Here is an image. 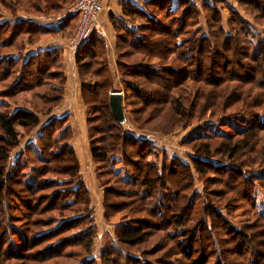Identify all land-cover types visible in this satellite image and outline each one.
Segmentation results:
<instances>
[{
  "label": "trees",
  "instance_id": "trees-1",
  "mask_svg": "<svg viewBox=\"0 0 264 264\" xmlns=\"http://www.w3.org/2000/svg\"><path fill=\"white\" fill-rule=\"evenodd\" d=\"M73 2L0 0L9 14H0V264L97 262L94 208L69 114H53L67 80L61 50H26L70 36L74 15L39 16ZM238 7L248 19L225 0H124L121 15L108 14L114 68L98 28L74 51L102 216L119 221L104 235L102 264H264V211L254 202L255 188L264 187V0H238ZM113 91L122 92L137 131L171 134L236 114L247 126L183 140L191 150L185 161L127 133L112 116ZM10 192L19 203L6 198ZM242 204L254 220L233 226L227 216ZM130 214L141 216L127 224ZM70 245L79 249L65 252Z\"/></svg>",
  "mask_w": 264,
  "mask_h": 264
},
{
  "label": "rangeland",
  "instance_id": "rangeland-1",
  "mask_svg": "<svg viewBox=\"0 0 264 264\" xmlns=\"http://www.w3.org/2000/svg\"><path fill=\"white\" fill-rule=\"evenodd\" d=\"M75 1L76 0H74V2ZM195 1H196L197 5L200 6L202 2H204V1L211 2L212 0H195ZM225 1L229 5H231L233 8L238 10L240 12V14L243 15V17L248 19L246 16H244L241 9L238 7V0H225ZM73 3L64 7L63 10L66 9L67 7H69L70 5H72ZM63 10L59 11V13L62 12ZM221 11H222L223 22L225 23L227 20V17H228V10L226 8H222ZM0 14L4 15L6 17H9V14L6 11H4L2 9V7H0ZM48 17H51V16H48ZM48 17L45 16V18H48ZM201 23L203 24V19H201ZM259 30H262V29L259 28ZM115 81L117 83L118 78H116ZM116 83H115V88L118 89V84H116ZM123 107H124L125 116L127 118L125 123L123 124V129L127 133L134 134V135H137L139 137L142 135L143 136L146 135L149 139L154 141L155 144H157L160 148H163L167 155L177 156V157H180L181 159H183L185 161H187L188 153H191V150L189 149L188 146L182 144L183 140L192 138V137L197 136V135H207V134H213V133L231 134V133H234L235 131L244 129L247 126V123L243 119L244 117L246 119V116L243 114H239V115L236 114L235 116H226L220 120H214V121L203 122V123H194L191 126H188L184 129H179V130H177L171 134H163V133L151 132V131L150 132H147V131L141 132V131H137L135 129V126L130 121L128 114H127L128 108L126 107V103H125L124 99H123ZM42 120H45V118H42ZM29 135H30V133H27L25 135L24 139L22 138L21 144H23L24 142L29 140V138H30ZM83 137L84 136H82V135H81V138L78 137V139L75 143L76 149L78 151L80 149H82V147L84 146ZM21 144L19 146L15 147L11 151L10 157L12 160H9L8 164L11 163V165H12L13 163L17 162L18 158H16V154H18L19 149L22 146ZM82 152L83 153H81V154H83L85 156L81 157V159H80L81 175H82V178L84 180V183L88 187L90 194H91V205L94 208V218H95V221L97 224V236L93 241L92 252H93V256L97 259L96 264H102L101 260H100V252H101V248H102V245L104 242V235H106V236L107 235H110V236L113 235V233L116 229L115 228L116 223H118L119 221L114 220L113 221L114 223L113 222L110 223L103 218V216H102V213H103V208H102L103 189L99 186L98 181L95 178L93 163H92V159H91L89 150L87 152V149H86L85 152H84V150ZM116 168H117L120 176H123V177L127 176V174L124 172L121 165H117ZM9 170H10V168L8 166H6V172ZM201 187H202V184L197 181L195 183V188L198 190H201ZM6 194H7L6 198H8L12 202V204L19 203V202L15 201V196H14L15 194H12V193L11 194L6 193ZM254 202L257 206V209L264 211V187H256L255 188ZM248 209H249V206L247 204H242V206L233 210L231 212V214L227 216L230 224L238 227V226L244 225L245 223H247L249 221L254 220V218H251V214H249L250 217H249V219H247L248 213L246 214V212ZM52 214L53 213H51L50 215H52ZM140 216L141 215H139V214L133 215V216L130 214L129 217L127 218V220L124 222L129 224L131 222H134V220L137 221L138 217L140 218ZM56 221H58V220H56ZM145 222H147V221H145ZM44 228H45V225L38 226V229H40V230H44ZM40 246H43V244ZM78 249H79V246L70 245V246L65 247L64 251L65 252L76 251ZM35 250H38V249H33V251H30L29 253H33ZM81 256L78 255L76 260H80ZM153 258H154V255H151L150 259H153ZM119 261H123V260L120 259ZM25 262L31 263V264H46L43 261L33 263V261L30 260V261H25Z\"/></svg>",
  "mask_w": 264,
  "mask_h": 264
},
{
  "label": "crops",
  "instance_id": "crops-1",
  "mask_svg": "<svg viewBox=\"0 0 264 264\" xmlns=\"http://www.w3.org/2000/svg\"><path fill=\"white\" fill-rule=\"evenodd\" d=\"M124 0H102V11L99 14V20L97 28L104 35L107 42V54L108 60L112 68L115 66L116 53H115V32L108 20L109 12H113L117 15H121V3ZM137 5H141L145 0H129ZM42 16V15H41ZM40 18V16H39ZM48 20V19H46ZM49 22V21H48ZM72 34V33H71ZM70 34V36H71ZM69 36V37H70ZM69 37H55L40 40L32 45L27 46L26 50H37L46 48H60L61 57L64 64V71L66 74V84L64 87V96L61 104L53 110V114L63 115L69 114V124L73 129L72 146L77 155L79 164L81 157L85 155L81 154L82 151L89 150V142L86 130V107L84 106L80 96V84L78 81L75 65H74V52L69 47ZM116 79V78H115ZM83 137L84 146L79 151L76 149L75 143L79 138ZM82 150V151H81ZM90 158V157H89ZM81 168V165H80ZM94 169V165H93Z\"/></svg>",
  "mask_w": 264,
  "mask_h": 264
},
{
  "label": "built area",
  "instance_id": "built-area-1",
  "mask_svg": "<svg viewBox=\"0 0 264 264\" xmlns=\"http://www.w3.org/2000/svg\"><path fill=\"white\" fill-rule=\"evenodd\" d=\"M101 11L102 0H76L72 5L56 16L45 18V16L42 15L40 19H54L60 21L74 15L76 17V24L68 39L69 47L74 52L78 47L87 42L92 32L97 28Z\"/></svg>",
  "mask_w": 264,
  "mask_h": 264
},
{
  "label": "water",
  "instance_id": "water-1",
  "mask_svg": "<svg viewBox=\"0 0 264 264\" xmlns=\"http://www.w3.org/2000/svg\"><path fill=\"white\" fill-rule=\"evenodd\" d=\"M109 107L113 118L118 123L125 122V113L123 107V95L120 91H113L109 94L108 98Z\"/></svg>",
  "mask_w": 264,
  "mask_h": 264
}]
</instances>
